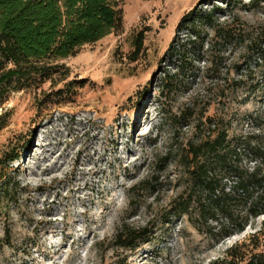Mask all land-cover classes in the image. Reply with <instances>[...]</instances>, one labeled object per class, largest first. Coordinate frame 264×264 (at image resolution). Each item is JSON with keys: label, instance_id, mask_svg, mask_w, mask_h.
<instances>
[{"label": "rangeland", "instance_id": "374dc122", "mask_svg": "<svg viewBox=\"0 0 264 264\" xmlns=\"http://www.w3.org/2000/svg\"><path fill=\"white\" fill-rule=\"evenodd\" d=\"M252 1L117 0L116 31L0 86V264L264 255V214L224 237L219 220L181 205L185 158L215 136L209 120L226 130L231 163L264 169L251 153L264 150V64L245 51L264 29V0ZM208 12L234 35L201 24L195 38L189 21ZM120 229L141 236L123 248Z\"/></svg>", "mask_w": 264, "mask_h": 264}, {"label": "trees", "instance_id": "16d2710c", "mask_svg": "<svg viewBox=\"0 0 264 264\" xmlns=\"http://www.w3.org/2000/svg\"><path fill=\"white\" fill-rule=\"evenodd\" d=\"M190 15L188 12L182 19ZM213 19L208 12L189 21L195 38L200 36L196 25L201 24L214 27V36L233 34L228 26L212 25ZM120 24L117 0H0V86L46 72L52 62L73 56L80 47L116 31ZM245 51L253 67L264 64V29L250 38ZM209 125H213L215 136L191 146V158H185L190 191L181 205L186 210L190 203H196L201 217L219 220V231L227 237L264 214V169L259 164L247 169L231 163L235 154L226 142V130L211 120ZM251 153L264 156L263 148ZM140 236L141 232L120 229L115 239L120 247L129 248ZM220 264L238 263L229 253ZM244 264H264V255L254 254Z\"/></svg>", "mask_w": 264, "mask_h": 264}]
</instances>
